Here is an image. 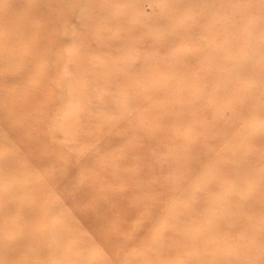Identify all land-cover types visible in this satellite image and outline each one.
Returning a JSON list of instances; mask_svg holds the SVG:
<instances>
[{"label":"rangeland","instance_id":"1","mask_svg":"<svg viewBox=\"0 0 264 264\" xmlns=\"http://www.w3.org/2000/svg\"><path fill=\"white\" fill-rule=\"evenodd\" d=\"M0 264H264V0H0Z\"/></svg>","mask_w":264,"mask_h":264},{"label":"bare ground","instance_id":"2","mask_svg":"<svg viewBox=\"0 0 264 264\" xmlns=\"http://www.w3.org/2000/svg\"><path fill=\"white\" fill-rule=\"evenodd\" d=\"M22 94V93H21ZM9 189V188H8ZM49 246V245H48Z\"/></svg>","mask_w":264,"mask_h":264}]
</instances>
